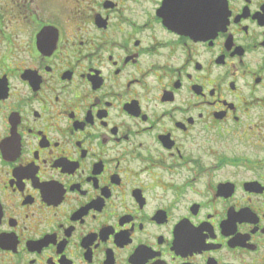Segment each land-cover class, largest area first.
Here are the masks:
<instances>
[{"label":"flooded vegetation","instance_id":"obj_1","mask_svg":"<svg viewBox=\"0 0 264 264\" xmlns=\"http://www.w3.org/2000/svg\"><path fill=\"white\" fill-rule=\"evenodd\" d=\"M0 264H264V0H0Z\"/></svg>","mask_w":264,"mask_h":264}]
</instances>
